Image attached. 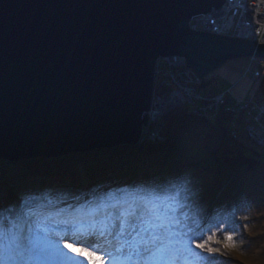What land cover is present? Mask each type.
<instances>
[{
	"label": "water",
	"instance_id": "95a60500",
	"mask_svg": "<svg viewBox=\"0 0 264 264\" xmlns=\"http://www.w3.org/2000/svg\"><path fill=\"white\" fill-rule=\"evenodd\" d=\"M212 8L217 0H0V159L147 141L158 57L183 56L204 79L264 56L251 39L189 28Z\"/></svg>",
	"mask_w": 264,
	"mask_h": 264
},
{
	"label": "trees",
	"instance_id": "16d2710c",
	"mask_svg": "<svg viewBox=\"0 0 264 264\" xmlns=\"http://www.w3.org/2000/svg\"><path fill=\"white\" fill-rule=\"evenodd\" d=\"M262 90L264 72L255 96ZM222 112L212 121L191 114L186 106L170 111L164 116L163 138L145 144L54 158L0 159L2 202L22 197L44 215L59 211L58 218L78 214L62 202H83L86 195L93 202L89 211L116 201L128 208L147 194L138 186L141 182L183 171L202 192L210 213L206 227L211 232L205 237L212 235L211 246L219 250L197 264H264V155L254 145L247 146L239 132L236 139L229 136L230 116ZM97 219L103 220V214ZM226 234L233 239L225 241Z\"/></svg>",
	"mask_w": 264,
	"mask_h": 264
},
{
	"label": "snow or ice",
	"instance_id": "6c2138e0",
	"mask_svg": "<svg viewBox=\"0 0 264 264\" xmlns=\"http://www.w3.org/2000/svg\"><path fill=\"white\" fill-rule=\"evenodd\" d=\"M217 4L225 11L209 17L213 31L239 33L241 38L250 37L257 49H264V11L258 12L252 0H217ZM261 59L264 56L257 60L256 75L264 72ZM249 118L243 111L238 117ZM138 186L147 194L135 198L128 208L116 201L89 211L85 197L75 204L62 202L78 213L63 218H58L59 211L53 216L34 210L22 197L0 203V264H197L204 256L218 253L211 246L212 235L205 237V232H211L206 227L210 213L202 192L185 172ZM100 213L103 220L97 219ZM84 227L89 229L86 236L79 231ZM232 239L230 234L224 236L225 241Z\"/></svg>",
	"mask_w": 264,
	"mask_h": 264
},
{
	"label": "built area",
	"instance_id": "2783aa9c",
	"mask_svg": "<svg viewBox=\"0 0 264 264\" xmlns=\"http://www.w3.org/2000/svg\"><path fill=\"white\" fill-rule=\"evenodd\" d=\"M252 2L255 3L256 10L258 12L264 11V0H252ZM224 11V9L215 10L212 8L206 13L195 14L189 19V28L219 34L212 30L211 26L208 24V19L212 15L220 16L224 13ZM262 35H264V29H262ZM228 36L241 38L239 33L229 34ZM248 39L251 38L249 37ZM249 60L251 65L245 68L243 74L249 75L254 79L258 75L255 74V69H253L254 67L252 64H255L256 66L258 58L251 57ZM259 64L263 67V59L259 60ZM154 67L156 74L154 73L155 75L153 79L156 80L155 90L157 94L156 95L154 93V96L158 97L160 94L166 96L168 94V97L165 98L168 109L158 113L155 118H158V116H160L163 112L173 108L174 105H170V100L174 101L172 103L176 106H183V104L187 103L192 104L194 106L192 111L200 113L201 116L208 114L214 116L216 111L218 112L221 110L220 108L222 105L232 103L234 106L232 108H226V111L230 110L231 114L237 117L240 116L242 111L246 112L250 118L242 119V124L244 125L248 137L257 145L261 146L264 144V128L261 127V118L264 116V105L261 101L251 96H248L245 99H236L232 101L229 90L215 94L207 92L197 95L196 89L199 85L201 86V78L193 69L186 66L183 56L173 55L158 57L155 59ZM150 118L153 119L151 116ZM161 119L162 118H160V121ZM162 126L163 124L157 127V133H155L153 138H147L146 140L162 139ZM230 134L234 136L237 132L235 130H231Z\"/></svg>",
	"mask_w": 264,
	"mask_h": 264
},
{
	"label": "rangeland",
	"instance_id": "374dc122",
	"mask_svg": "<svg viewBox=\"0 0 264 264\" xmlns=\"http://www.w3.org/2000/svg\"><path fill=\"white\" fill-rule=\"evenodd\" d=\"M251 57H254V56H251ZM251 57H245V58H248V60H249V58H251ZM252 65L254 67L253 69H255V67H256L255 64H252ZM154 72H153V77L156 74V72H155V74H154ZM204 78L205 79H203V81L201 82V86H200L202 89V93L209 92V93L215 94V93H220V92L229 90L230 91L229 94L232 96V98L234 100L236 98L241 99V98H246L248 96H251V97L255 96L254 91L258 85V82L260 81V78L255 80V79L251 78L249 75H245L243 73H214V74H207V76H205ZM153 81L156 82L154 79H153ZM154 93L156 94L155 86H153L152 95ZM167 95L165 96V95L160 94L159 96L160 97L162 96L161 98L165 99L166 97H168ZM258 100H261V101L263 100V102H264V90L261 91L260 98L258 97ZM196 101H198V100H196ZM152 103H154V101ZM183 106H187L186 109L189 111H190V108H191V110H192V108L194 109V106L192 104H189V103L183 104ZM183 106L179 107V108H183ZM233 106L234 105H232V103L224 104L221 106V108H220L221 110H219L218 112L216 111L214 116H212L210 114H208V115L213 118L212 121H215V119L221 115L222 110L223 111L225 110L224 114H228L230 116V120L228 121L229 126H230L229 131H228L229 136L232 139H236L238 137V134L232 136V134H230V131L231 130H235V131L237 130L240 133L239 137L246 138V136H248V135H247V132L245 131L244 125L242 124L243 120L238 119V117L235 115H232L230 110L226 111V108H232ZM172 110L173 109L171 108V109L167 110L166 112H163L160 116H158V118H155V119H151L150 117H148V122H147L148 125L146 124L145 129H143L144 131H142L140 134V135H142L144 132L145 135H142L143 137L140 136L139 138H141V139H139L138 141H140L142 139H144V140L147 139L148 138L147 136L149 135V133H152V130L155 127L162 125L163 124L162 122L164 120V116ZM176 110H178V109H176ZM190 113L193 114L191 111H190ZM208 115H206V116H208ZM191 116H193V115H191ZM201 117H204V115ZM160 118H162L161 121H160ZM159 122H161V123H159ZM153 140L154 139H151L150 141H153ZM246 140L248 141V142L245 141L247 146H249L250 144L254 145L264 155V144L260 146V145L255 144L254 142H252L251 139L248 140L246 138ZM141 143L145 144V141H141ZM263 158H264V156H263ZM0 190H1V185H0ZM86 196L89 197L88 199H89L90 207H89V205H87V208L90 209L93 205V202H91L92 200H91L90 196H88V195H86ZM0 203H2L1 195H0ZM44 214H47V213H44ZM85 255H87V253H85ZM133 258H135V257H133Z\"/></svg>",
	"mask_w": 264,
	"mask_h": 264
},
{
	"label": "bare ground",
	"instance_id": "6f19581e",
	"mask_svg": "<svg viewBox=\"0 0 264 264\" xmlns=\"http://www.w3.org/2000/svg\"><path fill=\"white\" fill-rule=\"evenodd\" d=\"M220 9V8H219ZM218 9V10H219ZM188 23H189V21H188ZM254 58H256V57H254ZM231 60V59H230ZM264 62V61H263ZM263 67H264V65H263ZM154 68L155 67H153V72H154ZM155 73V72H154ZM262 74H263V72H261L258 76H256L254 79L255 80H257L258 78H260L261 76H262ZM205 79V78H204ZM156 81V80H155ZM201 81H203V79H201ZM153 84H154V86H156V82H154L153 81ZM200 93H202V89H201V87H200V85L197 87V89H196V94L197 95H200ZM194 95H195V93H194ZM203 95V94H202ZM253 98H255V99H257L258 100V97L257 96H252ZM230 98H231V100L232 101H234V99L232 98V96L230 95ZM247 98V97H246ZM260 98V97H259ZM236 99H239V98H236ZM235 99V100H236ZM241 99H245V98H241ZM154 101V103H152ZM259 101H261V100H259ZM172 102H174V101H172V100H170V105H174L173 106V110H176V109H179V107H182V106H176L175 104H173ZM261 103L264 105V102H263V100L261 101ZM186 108H187V106H186ZM166 109H168V105H167V101L165 100V99H162L160 96H158V97H155L154 96V94L151 96V101H150V108H149V110H148V114H149V116H151L153 119H155V116L157 115V113H159V112H161V111H164V110H166ZM172 110V111H173ZM190 111L193 113V115H195V116H198V117H201V115H200V113H198V112H196V111H192L191 110V108H190ZM204 117H206V118H208V119H211V120H213V118L212 117H210V116H206V115H204ZM152 131H154V133H157V127H155ZM237 131V130H236ZM237 134H238V131H237ZM246 138L249 140L250 138L248 137V136H246ZM3 203V202H2ZM4 204H7V203H4ZM48 212L50 211V209L48 208V210H47ZM87 234V233H86Z\"/></svg>",
	"mask_w": 264,
	"mask_h": 264
},
{
	"label": "crops",
	"instance_id": "0c3cea01",
	"mask_svg": "<svg viewBox=\"0 0 264 264\" xmlns=\"http://www.w3.org/2000/svg\"><path fill=\"white\" fill-rule=\"evenodd\" d=\"M251 65L248 58H235L226 61L223 65L217 69L209 72L208 74L214 73H244L247 66ZM253 66V65H252Z\"/></svg>",
	"mask_w": 264,
	"mask_h": 264
}]
</instances>
